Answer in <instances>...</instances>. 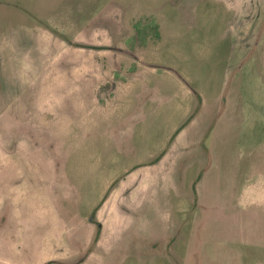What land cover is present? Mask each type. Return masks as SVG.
<instances>
[{
    "label": "rangeland",
    "instance_id": "obj_1",
    "mask_svg": "<svg viewBox=\"0 0 264 264\" xmlns=\"http://www.w3.org/2000/svg\"><path fill=\"white\" fill-rule=\"evenodd\" d=\"M0 264H264V0H0Z\"/></svg>",
    "mask_w": 264,
    "mask_h": 264
},
{
    "label": "crops",
    "instance_id": "obj_2",
    "mask_svg": "<svg viewBox=\"0 0 264 264\" xmlns=\"http://www.w3.org/2000/svg\"><path fill=\"white\" fill-rule=\"evenodd\" d=\"M141 91H135V93H133V97L132 95H125V98H129L128 101V105L125 106V110H120L123 106L119 107V108H113L112 105L115 104L117 102V97L115 98L114 96L112 97L114 99V101L112 102L111 107L106 106V108H102L101 103H103L101 101V97H98V99H100V101L98 100V102H96L95 106H93L95 109L103 111V112H108L107 114L108 117L107 118H101V116L99 117V120H101L102 123V129L100 130V136L101 134H105L106 136H108L111 140L115 141L117 140L119 143L117 145L119 146H127L128 141L132 140V137H134V131L136 130L137 126L139 124H142L143 121H149L150 119H153L154 117V113L155 112H159L158 108L160 107V102L163 100L162 96H160L159 94L155 95V93H150V91H145L142 92ZM110 91H108L109 93ZM112 93H109V95ZM115 94V93H114ZM112 96V95H111ZM151 97V101L149 106H147L148 103H146L147 99H150ZM97 105V106H96ZM147 106V109L146 107ZM159 106V107H158ZM115 107V106H114ZM99 108V109H98ZM102 109H108V111H104ZM98 120V118H97ZM98 120V121H99ZM113 122V123H112ZM144 126V125H141ZM96 127H98V124H96ZM145 127L142 129L144 133L145 132ZM105 131L101 133V131ZM119 130L121 131L120 134L118 133ZM146 135V134H144ZM132 136V137H131ZM142 136V134H141ZM131 138V139H130ZM117 141L115 142V144L117 143ZM96 142V141H95ZM142 144L144 142V140L142 139ZM97 145H101L99 142H96ZM152 144L157 145L156 148L154 150H152L151 152H148V149L146 150V155H158L160 154V137L156 138L155 141L152 142ZM112 146H113V142H112ZM120 150H123L121 147L119 148ZM97 151V150H96ZM115 151V148H113L111 150V147H109L108 149V153H113ZM123 152V151H122ZM120 152V153H122ZM99 153V151H98ZM147 159V158H146ZM150 159H148L149 161ZM147 161V162H148ZM157 166V164L155 165V167ZM101 192L104 191V188L102 190H100ZM100 191H98V195L100 194Z\"/></svg>",
    "mask_w": 264,
    "mask_h": 264
}]
</instances>
